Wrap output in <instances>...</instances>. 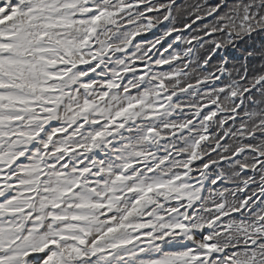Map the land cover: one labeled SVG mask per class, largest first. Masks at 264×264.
Here are the masks:
<instances>
[{"label":"snow or ice","instance_id":"obj_1","mask_svg":"<svg viewBox=\"0 0 264 264\" xmlns=\"http://www.w3.org/2000/svg\"><path fill=\"white\" fill-rule=\"evenodd\" d=\"M0 264H264V0H0Z\"/></svg>","mask_w":264,"mask_h":264}]
</instances>
